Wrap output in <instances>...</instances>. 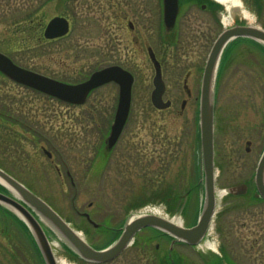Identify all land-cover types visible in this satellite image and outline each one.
<instances>
[{"label": "rangeland", "instance_id": "obj_1", "mask_svg": "<svg viewBox=\"0 0 264 264\" xmlns=\"http://www.w3.org/2000/svg\"><path fill=\"white\" fill-rule=\"evenodd\" d=\"M40 3L41 0H0V52L21 67L72 82L80 81L95 69L112 62L101 61L100 56L90 60L80 54V58H77L74 44L68 41L46 43L41 40L38 24L43 19L46 24L56 14H62L63 8L50 5L42 9ZM263 4L264 0L258 2L259 13L246 10L248 22L262 29ZM242 10H245L244 6ZM223 15L227 24L231 14L225 12ZM148 18L149 16L144 17L145 20ZM211 21L210 14L197 9L191 14V18L183 16L179 22L182 41L179 47L176 44H153L165 66L169 89L166 97L174 101V106L168 110H156L151 104L154 69L147 63L146 47L143 44L136 45L137 50L134 51L132 44H123L125 62L132 64L137 70L139 92L122 135L121 145L111 155L109 166L106 165L109 156L105 154L104 142L115 115L111 107L115 99L114 89H100L84 107L76 108L19 85L0 73V168L50 204L84 236L88 229L85 228L87 223L82 218V213L90 214L97 222L111 218L109 223L116 226V223L121 225L126 217H133L151 205L156 206L155 210L161 215L173 217L184 226H193L195 216L197 219L200 215L204 202L203 190L195 189L197 173L200 183L202 179L198 136L199 105L195 100H190L183 114H180V108L182 100L187 99L183 91L186 72L206 65L218 36L229 28L223 24L212 26ZM139 34L142 41L149 35L147 24L140 26ZM90 45L80 44L84 48ZM248 56L252 59V70L248 69L249 83L254 91L261 90L259 96L253 97L256 99L254 104L264 105V52L253 46L252 53ZM241 81L233 78L229 83L235 82L238 87ZM189 84L191 85V80ZM220 85L221 80L216 84V93ZM232 140L228 137L223 145L225 169L222 173L217 170L218 209H221L222 202L227 201L222 197L229 184L249 179L239 176L241 172L249 170L248 177L252 176L254 187L253 176L264 146L263 142L256 143L252 154L253 166L248 164L244 167L241 161L229 159L233 156V147L237 150L239 146ZM135 143L140 144L141 153L171 154V173L167 174L159 169V160L155 171L148 174L140 169L141 174L138 173L131 156L128 157L134 152L131 148ZM242 146L244 147L243 144ZM42 147L52 153L51 159L43 152ZM159 157L158 155L156 158ZM181 162L185 166L182 174ZM57 166L62 170V175H59ZM67 170L72 173L75 187L66 176ZM180 178L183 185L177 187L173 194L181 196L184 203L187 202L184 211L186 217L181 214V204L177 210H172L167 208L165 199H158L163 194L161 189L166 181ZM164 194L166 197L170 195L169 192ZM237 200L246 202V198ZM223 223L225 227L229 223L234 227L231 237L225 238V244L232 248L234 254L233 260L227 256V262L264 264V203L227 215ZM213 226L206 241H202L199 246H174L172 263L206 264V259L213 256V250L208 245L214 244L213 248L215 247ZM88 231L93 233L91 228ZM49 232L51 240L56 241L55 235L50 230ZM92 233V242L100 245L107 242ZM53 248L58 264H77L72 261L68 252L64 254L63 244ZM150 255L152 256L136 246L128 250L118 264H146L144 258ZM133 260L135 261L132 262ZM0 264H43L27 234L12 219L8 223L0 219Z\"/></svg>", "mask_w": 264, "mask_h": 264}, {"label": "flooded vegetation", "instance_id": "obj_2", "mask_svg": "<svg viewBox=\"0 0 264 264\" xmlns=\"http://www.w3.org/2000/svg\"><path fill=\"white\" fill-rule=\"evenodd\" d=\"M236 1L239 3L240 11H231L228 6L224 3L219 2L218 0H179V12L176 19L175 26L171 29L167 28L165 18H164V0H41L40 6L42 9L44 7H62V14H56L52 19L46 22L43 19V22L38 24L39 30L41 32V40H44L46 43L59 42V41H68L70 44H74L76 57L80 58L82 54L87 59L98 58L106 62L111 60L112 62L107 63L104 66H101L98 69H95L93 72L85 76V78L80 81L72 82L65 81L61 79L62 82L68 84H79L90 78V76L99 70L117 66L123 70L129 72L133 77L132 83V92H131V106L130 113L135 107V100L139 92V78L137 75V70L132 66V64L125 62L123 55V44H132L134 51L137 50L136 45L143 44L146 47L148 54V65L151 69H154V77L152 78L153 90L151 91L150 96L155 89L154 79L156 76V68L150 57V49H152L156 55L157 60L161 65L162 70V79L165 84V93L163 95L164 101H171V106L167 109H171L174 106V101L166 97L169 92L166 77H165V66L161 58L159 57L158 52L153 44H176V47H179L181 44V31H180V20L182 17L191 18V14L195 10L199 9L202 12H207L210 14L212 26L228 25L229 28L236 26H256L248 22L249 15L248 11L255 10L259 13L258 2L262 0H229ZM241 1V2H240ZM242 3V5L240 4ZM242 6L245 7V10H242ZM256 7V9H254ZM264 7V4H263ZM262 7V8H263ZM248 10V11H246ZM228 12L231 14L229 16V21L226 24L224 22V13ZM236 13V15H235ZM234 14V15H232ZM242 14V16H240ZM149 16L148 20H145L144 17ZM84 17V18H83ZM91 17V18H88ZM143 17V19L141 18ZM55 18H62L68 22V32L57 38H47L46 30L49 23ZM94 18V19H93ZM100 23H99V22ZM148 21V23L146 22ZM141 22L143 24H141ZM147 24L149 28V35L144 37V40H141L139 34L140 26H145ZM185 34V31H184ZM61 43V42H59ZM80 44H91L90 46H80ZM92 44H101V46H95ZM122 46V48H121ZM253 46L263 50L258 44H252V41L247 39H236L232 44H228L223 53L219 63L217 71L216 84H219L221 80V85L219 86L218 92L215 93V116H214V153H215V167H216V182L218 179L217 170L222 173L224 168V162L226 161L223 158V145L226 144V139L228 137L232 138L233 143H238L239 146L236 149L233 147V156L229 159L231 161H241L242 166L246 167L253 166L252 164V154L255 150L256 143L264 145V105L257 104L255 105L254 96H259L261 90L254 91L252 89V84L249 83L248 69L252 70V59L249 58V54L252 53ZM143 47V48H144ZM81 49V50H80ZM140 50V47L139 49ZM207 62V61H206ZM205 65L202 68L196 67L195 69H190L186 72L185 78L183 79V91L185 92L187 99H183L181 102L180 114H183L190 100H195L200 107V96L202 91V80L204 75ZM199 74L201 78H199ZM234 79L242 80L238 87L236 83H229ZM56 79V78H55ZM191 80V85L189 84ZM251 82V79H250ZM217 87V86H216ZM111 88L115 90V99L113 100V105L111 106L112 111L116 114L119 105L120 99V85L115 81H111L95 90H93L86 103L90 101L92 96L100 89ZM263 91V90H262ZM83 105H71L76 108L84 107ZM151 104L153 108L157 109L151 99ZM254 114V115H253ZM253 116H256L255 118ZM115 119V115H114ZM129 120V118H128ZM114 122V120H113ZM128 122V121H127ZM111 127L108 136L105 140V154L108 157L106 165L109 166L110 157L114 152L120 147L122 141V135L120 136L118 142L114 147H108V137L111 133ZM126 127V126H125ZM244 145V147L242 146ZM244 152L242 153L241 150ZM133 153L129 154L133 165L136 167L138 173L143 172L150 174L151 172L157 169V160L158 167L164 173L170 174L173 168L172 155L171 154H157V153H141L140 144L135 143L132 148ZM150 149V148H149ZM264 152V146L260 154L259 160ZM160 156L158 159L156 157ZM50 159L52 158L49 157ZM164 159V160H163ZM248 161V162H247ZM184 164L181 162V174L183 173ZM59 175H62V170L57 166ZM243 171V170H242ZM249 170L241 172L239 176L247 177L243 181L238 183H231L226 187V190L223 191V197L227 201L222 202L221 209H218L216 206V212L214 216V233H215V248L213 250V256H210L206 264H230L227 262V256L233 260L232 257L234 254L232 248L225 244V238H230L232 230L234 227L229 223L226 227L224 226L223 220L227 215L236 214L241 210H247L249 206L254 204L264 203V199L259 195V192L255 183V176H253L254 187L252 186V176H249ZM170 172V173H168ZM251 173V172H250ZM66 176L72 180V173L66 171ZM72 185L75 187V183ZM183 185V180L180 179H170L166 181V184H163L161 191L163 192L162 196L159 197V201L165 199L167 208L169 209H178V205H182L181 214L186 217V203L181 198V196H175L176 188ZM195 189L198 191L200 189V181L197 180ZM165 192H169V196H165ZM173 194V195H171ZM233 198V199H229ZM246 198V202H240L237 199ZM229 199V200H228ZM158 202V201H157ZM218 203V202H217ZM156 205V204H155ZM156 206L151 205L149 212L153 213V210ZM187 212V211H186ZM82 218L86 220V230L90 229L93 231L85 233V236L81 235L88 243V245L94 250H103L107 247L114 245L122 236L124 227L126 226L129 218H125L124 221L114 226V223H109L112 221L111 218H105L103 222H97L92 219V222L81 214ZM169 217V216H166ZM105 221V222H104ZM233 222V221H232ZM192 227V226H185ZM85 230V229H84ZM85 230V231H86ZM91 233L94 236H100L101 240L107 241L103 244H98L92 242ZM230 235V236H229ZM229 236V237H227ZM95 239V238H93ZM188 246L183 242H175L174 238L168 233L154 228L146 227L140 230L135 234L134 238L128 243L125 250L116 258L108 262H96L91 260L82 259L76 252L73 250L66 251L63 249L64 254H70L72 261L77 264H118L120 259L123 258V255L133 247H140L141 251L144 253H151L152 256L144 258L146 264H173L172 263V250L174 246ZM133 260L132 262H134ZM232 264H237L235 261Z\"/></svg>", "mask_w": 264, "mask_h": 264}, {"label": "water", "instance_id": "obj_3", "mask_svg": "<svg viewBox=\"0 0 264 264\" xmlns=\"http://www.w3.org/2000/svg\"><path fill=\"white\" fill-rule=\"evenodd\" d=\"M178 12L179 0H164V18L168 29L175 26ZM67 32L68 22L62 18H55L48 25L46 37L53 39L61 37ZM239 37L250 38L264 44V30L260 28L237 26L225 30L218 37L211 50L203 75L200 99V136L204 176V204L198 223L195 226L185 228L153 215L134 218L127 222L122 236L114 245L103 250H94L46 201L0 168V184L11 194L0 192V205H4L13 211L29 228L46 264H58V262L43 223L50 226L57 236L63 239L82 259L101 263L119 256L135 234L146 227H154L168 233L174 238V243L184 242L196 246L202 241L216 210L214 160L215 79L224 47ZM150 57L156 68L152 103L157 109L169 108L171 101H164L163 99L165 84L162 79L161 65L152 49H150ZM0 72L20 85L75 105L84 104L94 89L111 81L119 83V105L108 138V147H114L119 140L130 113L133 77L129 72L113 66L96 71L88 80L72 85L21 67L1 52ZM44 152L51 157V153L46 149H44ZM255 181L259 195L264 199V154L258 164ZM84 215L90 220L89 214Z\"/></svg>", "mask_w": 264, "mask_h": 264}, {"label": "trees", "instance_id": "obj_4", "mask_svg": "<svg viewBox=\"0 0 264 264\" xmlns=\"http://www.w3.org/2000/svg\"><path fill=\"white\" fill-rule=\"evenodd\" d=\"M0 191H6V189L0 185ZM0 219H4L6 220V222H10V219L14 220L19 226H21V228L24 230V232L26 234H28L29 236V241L31 242V244L33 245V248L37 251L38 255L39 254V250L34 242V239L32 237L31 232L29 231L28 227L15 215L13 214L11 211L3 208L2 206H0ZM42 261V260H41ZM42 263L44 264V262L42 261ZM210 264H212V261L209 262Z\"/></svg>", "mask_w": 264, "mask_h": 264}, {"label": "bare ground", "instance_id": "obj_5", "mask_svg": "<svg viewBox=\"0 0 264 264\" xmlns=\"http://www.w3.org/2000/svg\"><path fill=\"white\" fill-rule=\"evenodd\" d=\"M218 1L226 4L231 11H237V12L240 11L239 3L236 1H229V0H218Z\"/></svg>", "mask_w": 264, "mask_h": 264}]
</instances>
